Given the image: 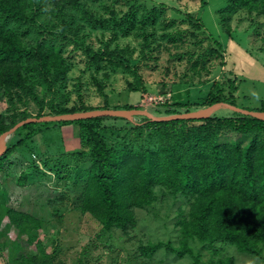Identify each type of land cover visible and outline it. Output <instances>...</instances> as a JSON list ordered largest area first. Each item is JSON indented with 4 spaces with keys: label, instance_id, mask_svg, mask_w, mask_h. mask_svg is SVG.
<instances>
[{
    "label": "rangeland",
    "instance_id": "1",
    "mask_svg": "<svg viewBox=\"0 0 264 264\" xmlns=\"http://www.w3.org/2000/svg\"><path fill=\"white\" fill-rule=\"evenodd\" d=\"M228 3L229 0L91 3L87 14L77 11L80 32L64 51L68 69L61 83L53 91L39 90V100L7 94L0 100V111L36 115L40 112L39 102H43L46 113L52 111L51 105L58 109L133 106L163 116L169 111L208 107L205 102L212 84L220 81L228 92L232 80L238 85L236 104L260 109L264 105V14L245 8L235 13L223 11ZM54 17L51 14L50 20L54 21ZM127 18L136 21L128 35L120 26ZM89 47L116 51L129 61L130 68L92 64ZM210 116L238 114L220 107ZM143 117L107 116L98 124V131L111 147L122 149L133 141L141 147L142 137L148 132L136 127L135 122ZM85 125L38 122L16 130L3 145L14 147L0 172V193H7L8 206L41 221L36 233L46 252L54 256L49 264H191L195 257L200 264H264V247L259 252H249L224 241L206 246L200 240H190L192 253L184 256L164 248L152 258L142 256L138 248L141 243L172 241L180 247L184 237L181 222L190 211L182 196L164 195L154 207L137 209L139 222L128 233L106 229L90 212L80 208L92 149ZM252 140V134L229 129L220 135L221 143L240 142L247 146ZM23 176L25 185L19 181ZM35 246L8 217L2 219L0 264H20L16 258L37 252Z\"/></svg>",
    "mask_w": 264,
    "mask_h": 264
},
{
    "label": "trees",
    "instance_id": "2",
    "mask_svg": "<svg viewBox=\"0 0 264 264\" xmlns=\"http://www.w3.org/2000/svg\"><path fill=\"white\" fill-rule=\"evenodd\" d=\"M97 1L100 0H0V100L7 94L39 100V90L53 91L61 83L68 69L64 51L80 32L77 11L87 14V5ZM241 8L264 14V0H229L223 11L235 13ZM51 14L54 21L50 20ZM135 23L127 18L120 23L121 30L128 35ZM217 44L221 47L220 42ZM88 52L92 64L130 68L129 61H124L116 51H95L89 47ZM137 78L141 84L140 75ZM237 90L233 80L228 92L224 83L215 81L205 103L224 101L237 105ZM39 104L40 112L36 115L0 111V136L28 117L96 109H58L51 105L52 111L46 113L44 103ZM254 110L264 111V105ZM173 113L179 111L168 112ZM236 114L166 121L144 116L135 122L136 127L148 132L142 137L141 147L133 141L122 149L111 147L98 131V124L107 116L63 121L85 123L92 146L80 208L90 212L106 229L128 233L139 222L137 209L154 207L164 195L182 196L190 205L189 215L181 222L182 244L177 247L172 241L141 243L138 248L142 256L152 258L162 248L184 256L192 253L190 240H200L206 246L224 241L244 251L259 252L264 247V120ZM36 124L27 123L20 128ZM224 129L252 134L253 140L247 146L240 142L221 143ZM13 147L3 148L0 172ZM19 181L25 185L26 177ZM6 198L5 191L0 193V222L8 217L20 234L27 235L28 241L36 245L37 252L21 255L16 258L18 262H52L54 256L46 252L36 233L41 221L8 206ZM191 264H200L199 258L195 257Z\"/></svg>",
    "mask_w": 264,
    "mask_h": 264
},
{
    "label": "water",
    "instance_id": "3",
    "mask_svg": "<svg viewBox=\"0 0 264 264\" xmlns=\"http://www.w3.org/2000/svg\"><path fill=\"white\" fill-rule=\"evenodd\" d=\"M220 107H226L235 112L254 116L264 120L263 110H254L245 107H240L238 105L224 101L214 103L212 105H209L208 107L199 110L179 112V113H173L163 116L152 115L148 111L141 108H96L87 111H76V112L62 113L56 115H43L39 117L33 116L19 121L11 129H9L3 135L0 136V156L3 153L4 143L18 128H20L21 126L27 123L56 122V121H66V120L76 121V120L90 119L94 117H105V116L127 118L136 115H143L155 121H166V120H177V119H203L209 117L215 109Z\"/></svg>",
    "mask_w": 264,
    "mask_h": 264
}]
</instances>
